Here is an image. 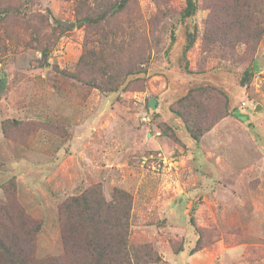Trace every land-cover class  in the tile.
Here are the masks:
<instances>
[{
	"label": "rangeland",
	"instance_id": "rangeland-1",
	"mask_svg": "<svg viewBox=\"0 0 264 264\" xmlns=\"http://www.w3.org/2000/svg\"><path fill=\"white\" fill-rule=\"evenodd\" d=\"M9 1L20 17L0 23V184L41 224L34 255L62 252V200L111 203L121 188L132 204L118 249L141 264H264V0H194L185 18V0H127L69 28L117 0ZM104 39L114 60L76 68ZM202 107L217 119L196 142L186 116Z\"/></svg>",
	"mask_w": 264,
	"mask_h": 264
},
{
	"label": "trees",
	"instance_id": "trees-1",
	"mask_svg": "<svg viewBox=\"0 0 264 264\" xmlns=\"http://www.w3.org/2000/svg\"><path fill=\"white\" fill-rule=\"evenodd\" d=\"M127 2V0H117L93 13L82 14L79 12L76 19L70 22V26L64 23L61 24L64 28L71 27V24L78 27L96 24L110 17L115 5L120 3L123 7ZM11 3L9 0L0 1V23L10 16L20 17L19 12L13 13L11 11L14 8L7 6ZM195 10V1L185 0L181 18L194 14ZM2 38L0 35V40ZM170 40L171 44L174 40L172 33L170 34ZM193 41V34L187 32L183 52L192 46ZM92 47L90 45L88 49L83 48L75 63L76 68H79V66L90 67L100 59L111 62L114 60L115 51H118L114 46L108 45L107 39L101 41V47L98 51ZM41 50L43 54L49 51L45 46ZM254 70H256V67L253 66L252 68L251 64L250 69L247 68L243 71L242 84L250 79ZM136 72L138 71L126 70L124 73L125 79ZM70 75L76 77V70L71 72ZM119 84L118 82L113 88H106V90L113 91ZM206 107H209V105L207 104ZM199 111L202 115L201 119L198 112H195L191 116H186L187 121L185 124L188 134L196 142L217 119V117L216 119L212 117L209 124H206L203 115H206L207 109L202 107ZM10 126L13 125H2L1 133L4 138H13L10 130H4L5 127ZM20 141L25 143L26 137H21ZM5 184L6 182L0 184L6 198V202L0 204V264H123L125 254H127L125 264H141L142 258L135 253L130 255L126 250L119 251L118 249L120 245L123 246L126 243L129 234L128 220L131 213L132 196L124 189L115 188L113 190L114 201L111 203L104 202L102 199L96 200L89 191L78 196L75 195L65 201L62 200L58 205L60 234L63 242L62 252L59 255H49L40 259L34 255L32 244L34 240L33 232L35 234L41 224L25 213L16 198V189L13 185L7 186V189H5ZM109 207L113 211L115 210V215L112 216L113 219L104 213L107 212ZM147 249L148 247L145 248L146 255H155L151 249ZM95 256L98 257L97 260H93ZM78 258L80 261H77Z\"/></svg>",
	"mask_w": 264,
	"mask_h": 264
},
{
	"label": "water",
	"instance_id": "water-1",
	"mask_svg": "<svg viewBox=\"0 0 264 264\" xmlns=\"http://www.w3.org/2000/svg\"><path fill=\"white\" fill-rule=\"evenodd\" d=\"M147 104L149 105V107H150L151 109H154V108H155V101H154V99H152V98L149 99V101H148ZM258 108H260L259 105L256 106V109H258Z\"/></svg>",
	"mask_w": 264,
	"mask_h": 264
},
{
	"label": "built area",
	"instance_id": "built-area-1",
	"mask_svg": "<svg viewBox=\"0 0 264 264\" xmlns=\"http://www.w3.org/2000/svg\"><path fill=\"white\" fill-rule=\"evenodd\" d=\"M144 162V160H142Z\"/></svg>",
	"mask_w": 264,
	"mask_h": 264
}]
</instances>
